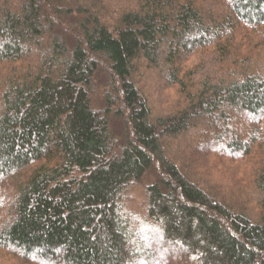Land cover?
Wrapping results in <instances>:
<instances>
[{"label":"trees","instance_id":"16d2710c","mask_svg":"<svg viewBox=\"0 0 264 264\" xmlns=\"http://www.w3.org/2000/svg\"><path fill=\"white\" fill-rule=\"evenodd\" d=\"M0 249L264 264V0H0Z\"/></svg>","mask_w":264,"mask_h":264},{"label":"rangeland","instance_id":"374dc122","mask_svg":"<svg viewBox=\"0 0 264 264\" xmlns=\"http://www.w3.org/2000/svg\"><path fill=\"white\" fill-rule=\"evenodd\" d=\"M3 252L4 251L0 249V264H19L20 263L16 258H9V256L4 255Z\"/></svg>","mask_w":264,"mask_h":264}]
</instances>
